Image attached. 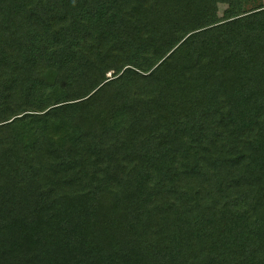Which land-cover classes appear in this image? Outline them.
I'll list each match as a JSON object with an SVG mask.
<instances>
[{"label": "trees", "instance_id": "16d2710c", "mask_svg": "<svg viewBox=\"0 0 264 264\" xmlns=\"http://www.w3.org/2000/svg\"><path fill=\"white\" fill-rule=\"evenodd\" d=\"M243 3L0 0V264H264Z\"/></svg>", "mask_w": 264, "mask_h": 264}, {"label": "rangeland", "instance_id": "374dc122", "mask_svg": "<svg viewBox=\"0 0 264 264\" xmlns=\"http://www.w3.org/2000/svg\"><path fill=\"white\" fill-rule=\"evenodd\" d=\"M264 5V0H244L243 8L245 10ZM110 73H108L109 75Z\"/></svg>", "mask_w": 264, "mask_h": 264}]
</instances>
